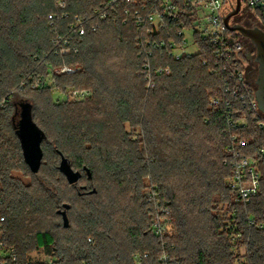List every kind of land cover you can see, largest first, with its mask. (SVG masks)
Instances as JSON below:
<instances>
[{"label":"trees","instance_id":"1","mask_svg":"<svg viewBox=\"0 0 264 264\" xmlns=\"http://www.w3.org/2000/svg\"><path fill=\"white\" fill-rule=\"evenodd\" d=\"M59 1L0 0V100L13 93L0 116L3 239L23 264L37 251L55 255L58 264H136L135 256L144 258L142 264H162L164 248L178 260L174 264H235L234 240L247 248V264H264V130L249 105L252 87L233 79L196 36L200 53L193 57L176 61L155 51L152 67L171 75L156 77V88L148 90L137 46L143 34L124 23L126 2L76 41L78 54L58 56L55 39L107 0H64L65 11ZM191 21L188 16L183 24H168L162 39L168 31L176 39ZM229 35L244 46L241 35ZM238 56L243 71L247 54ZM63 67L77 72L62 75ZM74 90L92 96L81 103L64 98ZM23 105L32 107V119L45 134L38 174L26 163L14 123ZM241 141L246 146L236 149L258 160L261 172V192L245 205L234 202L229 187V150ZM60 154L81 174L77 184L61 173ZM16 172L34 185H25ZM63 182L76 201L65 198ZM150 194L170 210L172 228L164 240L152 233ZM78 201L84 203L80 208ZM220 204L225 214L215 216ZM64 205L70 206L68 229L58 214ZM60 229L62 238L56 236Z\"/></svg>","mask_w":264,"mask_h":264},{"label":"built area","instance_id":"2","mask_svg":"<svg viewBox=\"0 0 264 264\" xmlns=\"http://www.w3.org/2000/svg\"><path fill=\"white\" fill-rule=\"evenodd\" d=\"M123 2L129 4V7L125 8L124 11L126 16L124 23L132 22L143 34L137 39V46L141 55L145 57L142 74L145 76L148 90L156 88V77L171 75L169 69H154L152 67L150 58L154 56L155 51L160 50L176 61L184 57H193L200 53V47L196 40V36H198L213 48L217 60L226 64L225 70L230 72L233 79L244 86L252 87L254 97L250 99L249 105L251 110L257 114L259 127L264 130V113L260 111L256 100L257 85L253 86L248 82L245 67L243 71L240 70L243 61L238 55L242 52L245 53L243 43L240 38L235 39L229 35L232 32L228 30L225 23L226 16L236 8L237 0H107L90 18H75L71 25L70 34L58 36L55 39L56 55L65 57L72 53L78 54L79 49L75 45L76 41L85 36L89 29L94 32L97 31L101 23L106 20L108 13L115 12ZM241 2L242 9L247 7L254 14H258L261 20H264V0H241ZM58 6L62 11L67 8L64 0L59 1ZM188 16L192 20L191 27H184L176 39L169 31L167 39H162L161 33L167 31L168 24L178 22L183 24ZM62 17L68 18L69 16L63 13ZM94 19H98L97 24H93ZM54 20L55 17L50 15L51 25H53ZM231 23L233 24V22ZM187 32L192 33L191 42L187 41ZM190 45L198 50L196 54L189 51ZM76 72L75 69L69 67H63L60 70L62 75H72ZM12 96L13 93H10L6 98L0 100V116L7 108ZM91 96L90 90H74L65 94L64 98L81 103ZM212 104L217 105L218 100L212 99ZM245 124L246 121L243 120L242 125ZM246 144V141H241L238 146L236 145L229 150L234 155L232 161L233 178L229 182V187L234 202L243 205L249 204L261 192V172L258 160L244 156L237 150ZM149 199L151 201L149 212L152 220V233L164 240L172 228L170 210L168 205L158 201L155 195L150 194ZM4 205V200L0 195V264H23L15 248L3 239L7 222L6 216L3 214ZM250 225L253 226L254 222L250 221ZM147 257L148 255H145V258ZM143 259L142 256H135L134 258L136 264H142ZM177 261V259H171L167 249L164 248L160 262L162 264H174ZM58 262L59 259L55 255L37 251L28 256L26 264H58ZM82 264L92 263L83 262Z\"/></svg>","mask_w":264,"mask_h":264},{"label":"water","instance_id":"3","mask_svg":"<svg viewBox=\"0 0 264 264\" xmlns=\"http://www.w3.org/2000/svg\"><path fill=\"white\" fill-rule=\"evenodd\" d=\"M242 10L241 0H237L236 8L229 13L225 18V23L228 30L232 33H238L242 37L250 40L254 48L256 49L255 61L258 64V76L256 80L257 91L256 100L258 102L259 109L264 113V30L260 28H247L242 25L232 24V19L236 17ZM21 122L18 128L17 134L22 144L24 156L27 165L34 174H38L43 163L44 152L42 144L45 139V134L34 123L32 119V107L30 105H23L21 111ZM61 155L60 171L66 177L70 185H75L79 182L81 174L75 172L70 166L68 160ZM89 179H92L90 171L87 170ZM96 193V190L90 192ZM70 210L69 205H64V211H59L58 214L62 216L64 227L68 229L70 222L68 219L67 211Z\"/></svg>","mask_w":264,"mask_h":264},{"label":"rangeland","instance_id":"4","mask_svg":"<svg viewBox=\"0 0 264 264\" xmlns=\"http://www.w3.org/2000/svg\"><path fill=\"white\" fill-rule=\"evenodd\" d=\"M234 20L239 21V22H243L247 28H256L257 27V28L264 30V20H261L258 14H252L251 12H249L246 9L241 10V15L237 19H234ZM186 36H187V41L191 42L192 33L187 32ZM188 49L193 54H196L198 52V50L194 46H191V45ZM244 52L246 54L256 56V49L253 47L250 40H248L246 38H244ZM246 66H247V63L245 62L244 67L247 68ZM248 70H250V69H248ZM253 79H254V81L257 79V72H256V74H254ZM251 81H253V80H251ZM58 98H59V93H57V91H54L55 101H57ZM60 100H62V99H60ZM48 163H49V159H48V162L46 164L47 169H49ZM16 175L24 182L25 185H27V186H33L34 185L32 178L26 177L25 174H23L21 172H16ZM148 182H149V180L147 181V184H149ZM83 184H87L86 180L84 182H82V185ZM61 187L63 188L62 192H63V195L65 196V198H68L71 201H73V200L76 201V199H75L76 193L73 189L67 188L64 182L62 183ZM82 205H84V203L82 201L77 202L78 208L82 207ZM224 209L226 210V206L224 207L223 204H220L219 206L217 205V210L214 211L213 214L215 216H221V215L223 216L225 214ZM72 218L73 219L75 218L74 214H73ZM228 222L229 221H227L225 223L228 224ZM63 234H65L64 231H62L60 229L57 232L56 236L58 238H62ZM231 253H233L234 257L236 258L235 264H247V260L245 259V256L247 254V248L244 247L243 245H241L237 240L232 241Z\"/></svg>","mask_w":264,"mask_h":264},{"label":"flooded vegetation","instance_id":"5","mask_svg":"<svg viewBox=\"0 0 264 264\" xmlns=\"http://www.w3.org/2000/svg\"><path fill=\"white\" fill-rule=\"evenodd\" d=\"M244 9H246L249 12H251L252 14H254L249 8L245 7L242 10H244ZM240 15H241V12L236 17H234L232 19L233 24L242 25V26L246 27V25L243 22H239V21L234 20V19H237ZM255 58H256V56L247 54V61H246V63H247L246 67L247 68H245V72H246V76H247L248 82L251 85H253V86L256 85V80H257L256 79L254 81V79H253L254 78V74H256V72H257V76H258V70H257L258 69V64L256 63ZM248 69H250V70H248ZM251 80H253V81H251ZM20 122H21V118H14V123H15L16 127L19 128Z\"/></svg>","mask_w":264,"mask_h":264}]
</instances>
